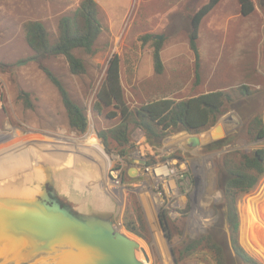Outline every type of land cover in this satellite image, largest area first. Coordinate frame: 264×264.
<instances>
[{"label": "rangeland", "instance_id": "374dc122", "mask_svg": "<svg viewBox=\"0 0 264 264\" xmlns=\"http://www.w3.org/2000/svg\"><path fill=\"white\" fill-rule=\"evenodd\" d=\"M82 1L0 0V161L5 163L8 173L0 177V188L12 185L33 190L47 188L79 216L100 217L114 225L119 221L124 224L127 216L141 213L147 224L145 237L125 227L122 232L140 244L137 255L147 264H175L173 249L178 250L185 241L207 234L216 226V238L226 245L231 264H239L226 242L224 188L228 173L222 163L226 156L238 161L242 154L264 149V139L256 140L247 131L255 116L264 121V0H257L263 5L261 14L243 17L237 0H226L203 19L198 42L199 82L190 33L193 16L209 0H95L103 25L96 51L93 55L76 51L86 64V73L73 75L64 56L43 61L63 81L73 100L86 109L89 127L87 133L80 135L70 128L58 89L40 69L26 41L25 24L42 22L54 42L60 19L72 15ZM156 40L162 43L161 74L154 68ZM115 54L121 60L125 101L133 113L156 99L169 97L180 101L215 90L232 93L235 101L228 104L207 131L200 134L182 131L156 148L147 149L146 136L132 125L131 141L125 148L129 151L128 159L123 160L120 152L124 147L111 143L112 151L108 152L99 136L120 123L119 113L110 118L114 116L113 108H105L102 114L94 110L109 61ZM241 85H247L253 93L239 96L235 90ZM21 92L30 94L32 108L24 105ZM218 125L224 135L214 142L229 139L231 143L220 150L207 149L209 144L196 145L197 137L205 140L209 132L215 133ZM71 139L84 145L81 147ZM89 143L101 150L107 158L106 165L83 153L81 149ZM172 144H179L173 153L163 152ZM142 153L155 161L152 164L170 159L175 175L180 177L181 195L169 200L170 207L174 206L178 212L174 211L177 214L174 219L167 218L168 231L151 203L150 188L143 189L141 184L146 181L152 185L150 173L136 178L128 175L137 162L134 160H138L137 154ZM110 166L123 169L125 188L120 195H113ZM16 168L18 177L11 173ZM89 201L91 205L87 204ZM263 201L264 176L255 189L241 197L238 207L240 243L264 264V249L258 252L250 245V230L245 222L246 213L253 216ZM84 207L86 212L82 210ZM7 257L0 255V264ZM180 264L208 263L191 258Z\"/></svg>", "mask_w": 264, "mask_h": 264}, {"label": "trees", "instance_id": "16d2710c", "mask_svg": "<svg viewBox=\"0 0 264 264\" xmlns=\"http://www.w3.org/2000/svg\"><path fill=\"white\" fill-rule=\"evenodd\" d=\"M222 0H209L192 18V30L190 33V49L196 61V78L200 81L201 56L199 49V28L207 17ZM241 13L248 16L255 10L252 0H239ZM59 34L56 41L52 42L45 25L40 21H29L25 24L26 41L34 52V57L39 63L40 69L58 89L63 106L67 113L70 128L80 135L87 133L89 118L86 109L75 102L63 81L57 77L43 61L55 56H64L68 62L70 72L73 75H83L87 67L76 51H83L88 55L95 53V45L103 32V25L99 18V6L95 0H83L72 15L63 16L59 21ZM150 36H146L148 38ZM162 43L159 40L153 42V61L156 73L164 70L162 60ZM3 67L7 66L1 64ZM239 96H249L253 92L247 85H241L235 90ZM20 99L27 108L33 104L30 94L21 92ZM235 101L234 95L226 90H215L203 93L186 100L177 101L164 97L149 101L138 107L133 113L127 105L124 97V89L121 81V60L115 54L109 61L105 81L97 94L94 110L99 114L105 108H113L114 116L119 113L120 123L106 131L99 133L111 152V143L117 147L129 145L131 141L130 129L134 125L146 136L145 147L147 149L160 147L169 136L186 131L190 134H200L218 121L228 104ZM256 140L264 139V121L261 116H255L249 124L248 130ZM231 140L224 139L212 142L207 146L210 150H220ZM120 153L122 159H128V150ZM152 161L149 163L152 164ZM223 167L228 173L225 184L224 207L226 209L227 245L239 264H263L262 261L250 254L240 243V211L239 200L256 188L264 176V149H256L253 154H242L238 161H234L231 155L223 160ZM139 210V209H138ZM165 214L161 215L163 228L168 231L169 224ZM125 229L140 237H145L144 231L147 224L141 215L127 216L123 224ZM226 245L216 238V226L207 234L196 239L185 241L178 250L173 249L175 264L194 258L205 261L208 264H231Z\"/></svg>", "mask_w": 264, "mask_h": 264}, {"label": "water", "instance_id": "95a60500", "mask_svg": "<svg viewBox=\"0 0 264 264\" xmlns=\"http://www.w3.org/2000/svg\"><path fill=\"white\" fill-rule=\"evenodd\" d=\"M223 135L218 125L205 140L197 137L196 145L210 144ZM128 175L136 178V170L130 168ZM0 239L7 245L0 254L8 256L5 263L146 264L137 256L140 244L112 222L79 216L43 187L0 188Z\"/></svg>", "mask_w": 264, "mask_h": 264}, {"label": "built area", "instance_id": "2783aa9c", "mask_svg": "<svg viewBox=\"0 0 264 264\" xmlns=\"http://www.w3.org/2000/svg\"><path fill=\"white\" fill-rule=\"evenodd\" d=\"M177 145L179 146V144ZM177 145H168L166 149H163V152L167 150V154L173 153L175 149L174 147ZM137 155L138 160H134V162H137L135 163V166L131 168L136 170L137 177L144 175V172L150 173V181L152 185L146 181L142 182L141 184L143 189H146V187L150 188V200L152 205L161 215L165 214L166 218L174 219L177 217V214L174 212L177 211V208L174 206L171 208L169 200L170 197L174 198L181 195L179 182L180 177L176 176L173 171L174 162L170 159H167L162 162L151 164L149 163V161H151L149 159L150 156L147 154L142 153ZM152 165H155L154 168H152ZM158 168L160 169V172H157ZM109 175L113 185L111 187L112 191L115 192L113 195H120L121 189L125 188L123 169L110 166ZM114 197L116 198V196ZM115 227L122 232V229L124 228L122 221H119L117 224H115Z\"/></svg>", "mask_w": 264, "mask_h": 264}, {"label": "bare ground", "instance_id": "6f19581e", "mask_svg": "<svg viewBox=\"0 0 264 264\" xmlns=\"http://www.w3.org/2000/svg\"><path fill=\"white\" fill-rule=\"evenodd\" d=\"M62 136V135H60ZM74 137V136H73ZM77 137V136H76ZM73 140L77 145H80L81 147L84 145V143L78 139H71ZM87 142V141H86ZM62 147V146H61ZM66 149V148H65ZM17 150V149H16ZM81 150H84L83 153L85 155H88V157L95 159V160H100L101 162H103L105 165L107 164V158H105V156L103 155V153L101 152V150L99 149H95L94 146L89 145L87 146V148H82ZM17 152V151H16ZM26 152V151H25ZM1 159V158H0ZM26 159V158H25ZM24 159V160H25ZM17 163V162H16ZM13 165V164H12ZM212 169V168H211ZM157 172H160V169H157ZM15 177L17 176V168L11 172ZM6 174H8L5 170V163L0 161V177L5 176ZM4 178V177H3ZM105 182V181H104ZM205 183V182H204ZM90 202V201H89ZM92 204V203H91ZM96 204V203H95ZM90 205V204H89ZM102 205V204H101ZM97 206V205H96ZM98 211V210H97ZM107 211V210H106ZM246 224L247 227L249 228L250 232L248 234V238L250 241V245H252V247L257 250L258 252H260L261 249H264V201L263 204L260 205L258 207L257 212H255V214L253 216H249L246 213ZM4 240V238H2ZM9 240V239H8ZM0 241H2L0 239ZM5 241V240H4ZM0 242V254H2L3 248H5L6 243ZM10 241V240H9ZM8 241V242H9ZM3 244V245H2ZM140 250V249H139ZM264 251V250H263ZM19 255H17L18 257ZM138 256V255H137ZM139 258V257H138ZM140 260V259H139ZM19 261V260H17ZM142 261V260H141ZM8 262V261H7ZM144 263H146V261H142ZM5 264H11V262L9 263H5ZM147 264V263H146Z\"/></svg>", "mask_w": 264, "mask_h": 264}, {"label": "crops", "instance_id": "0c3cea01", "mask_svg": "<svg viewBox=\"0 0 264 264\" xmlns=\"http://www.w3.org/2000/svg\"><path fill=\"white\" fill-rule=\"evenodd\" d=\"M223 1H226V0H222L218 5H217V7L219 6V5H221V3H223ZM232 1H234V0H231V2ZM253 1V3H254V5H255V10L253 11V13L252 14H250V15H248V16H243L242 15V13H240V15L241 16H243V17H249V16H251V15H253L254 13H258V14H261L262 12L260 11V8L264 5H259V3L257 2V0H252ZM237 2H238V7H239V9H240V12H241V5H240V3H239V0H237ZM216 7V8H217ZM232 18V17H231ZM200 42V41H199ZM210 92V91H209ZM205 93H207V92H205ZM201 94H203V93H201ZM169 98V97H168ZM145 137V136H144ZM91 203L92 202H87V204L89 205H91ZM85 204V203H84ZM82 210L84 211V212H86L87 210L85 209V207L84 208H82ZM82 212V211H81Z\"/></svg>", "mask_w": 264, "mask_h": 264}]
</instances>
